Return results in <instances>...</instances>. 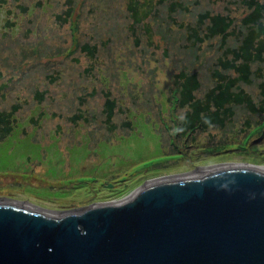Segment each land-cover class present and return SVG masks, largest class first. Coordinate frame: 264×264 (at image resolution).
<instances>
[{
  "label": "rangeland",
  "instance_id": "1",
  "mask_svg": "<svg viewBox=\"0 0 264 264\" xmlns=\"http://www.w3.org/2000/svg\"><path fill=\"white\" fill-rule=\"evenodd\" d=\"M127 1L0 0V110L16 105L10 133L0 129L1 200L62 212L119 200L148 180L264 163V141L249 153L230 151L240 143L245 120L251 126L261 117L244 105L234 107L226 125L197 132L201 146L190 163L179 153H162L171 147L164 131L157 135L171 112L175 73L196 71L201 97L213 84L212 64L222 51L218 37L192 44L187 24L205 10L229 11L239 23L246 13L240 0H181L187 9L175 12L168 11V1L157 4L143 23L152 36L132 24ZM234 43L229 37L227 44ZM84 44L96 46L94 56L81 51ZM257 67L263 72L264 62ZM261 80L242 85L256 102ZM105 92L116 101L114 128L106 121ZM75 114L81 117L73 119ZM207 142L227 146L206 152ZM112 181L110 190L105 185Z\"/></svg>",
  "mask_w": 264,
  "mask_h": 264
},
{
  "label": "water",
  "instance_id": "2",
  "mask_svg": "<svg viewBox=\"0 0 264 264\" xmlns=\"http://www.w3.org/2000/svg\"><path fill=\"white\" fill-rule=\"evenodd\" d=\"M0 264H264V171L218 167L77 211L0 199Z\"/></svg>",
  "mask_w": 264,
  "mask_h": 264
},
{
  "label": "trees",
  "instance_id": "3",
  "mask_svg": "<svg viewBox=\"0 0 264 264\" xmlns=\"http://www.w3.org/2000/svg\"><path fill=\"white\" fill-rule=\"evenodd\" d=\"M169 2L167 9L169 12L181 10L183 2L181 0H128L127 10L132 19L133 25L145 27V31L149 36L154 35V32L144 26L146 19L154 14L157 10L156 5L164 2ZM244 5L246 13L238 19L229 11L226 12H211L205 10L197 15L195 24H187V38L192 44L201 45L205 40L214 37L220 39L221 53H219L210 72L213 84H209L203 96H196V92L201 87V80L198 78L196 71H188L181 69L175 73L173 82L175 92L169 95L170 106L168 107L174 112L170 115L169 125L164 127L159 124L162 131L159 130L157 135L166 134L167 145L170 150H165L162 153H179L182 160L187 163L192 162L194 154L197 153V147L201 146L195 141V136L198 131L203 132L205 129L218 125L222 127L231 121L234 114V107L244 105L251 114L259 113L261 117L255 120L251 126V121L245 120V126L242 137L254 125V137L249 139L247 145L237 144V147L230 149L235 151L239 149L242 153H249L250 148L256 144L257 149L261 148L264 140V121L259 125V122L264 120V81L261 80L258 85L261 91V99L256 102L253 97L245 91L243 84H252L256 77L264 78V71L260 67L253 69L255 63L264 62V1L263 0H240ZM71 4V0H70ZM184 10L187 7H183ZM72 7L69 6L65 10L64 20L70 17ZM182 26V24H179ZM235 39L233 45H228L229 37ZM81 51L89 56H94L96 53L95 45L84 44L80 46ZM104 112L106 121L111 123L116 101L110 98V93L105 92ZM16 109V105L12 107L10 112L0 110V129L3 133L9 134L11 130V116ZM177 109V111H176ZM81 114H75L73 119H78ZM126 125H130L128 120ZM111 128L115 127L111 123ZM3 134V135H5ZM241 137V139H242ZM250 138L248 134L246 139ZM240 139V142H241ZM171 140V141H170ZM261 140V141H260ZM257 141V142H256ZM237 142V141H233ZM208 145L203 146L206 152L220 151L226 147V142L213 143L207 142ZM187 147L191 148L189 153ZM193 164V163H192Z\"/></svg>",
  "mask_w": 264,
  "mask_h": 264
},
{
  "label": "bare ground",
  "instance_id": "4",
  "mask_svg": "<svg viewBox=\"0 0 264 264\" xmlns=\"http://www.w3.org/2000/svg\"><path fill=\"white\" fill-rule=\"evenodd\" d=\"M226 166H248V167H254V168H257V169H260V170L264 171V163L263 164H260V165H256V164H234L233 163V164H227V165H222V166L209 167V168H207V170L206 169L199 170V172H196V173L190 172V173L183 174L182 176L183 177L196 176V175L202 174L205 171L212 170V169H216L218 167H226ZM176 177H179V176H172L170 178H176ZM164 179H167V178L163 177V178H160V179H156L154 181L153 180H148L145 184L147 185L149 183H153V182L160 181V180H164ZM143 185H141L140 187H142ZM140 187L137 186V188L134 191H132V193H130L129 195H126L124 198H121L119 200H111L108 203L120 204L122 202H125L127 199L129 200V198L132 197ZM9 202H14V201L13 200H10ZM101 203H105V202L99 201V202H95L93 205H95V204L98 205V204H101ZM91 205H89V206H91ZM75 210L77 211V209H75ZM79 210H81V209H79ZM68 211H70V210H68Z\"/></svg>",
  "mask_w": 264,
  "mask_h": 264
},
{
  "label": "flooded vegetation",
  "instance_id": "5",
  "mask_svg": "<svg viewBox=\"0 0 264 264\" xmlns=\"http://www.w3.org/2000/svg\"><path fill=\"white\" fill-rule=\"evenodd\" d=\"M108 203V202H107ZM86 207H88V206H86ZM39 210H44V209H39ZM72 210H75V209H72ZM77 210H79V209H77ZM46 211V210H45Z\"/></svg>",
  "mask_w": 264,
  "mask_h": 264
}]
</instances>
